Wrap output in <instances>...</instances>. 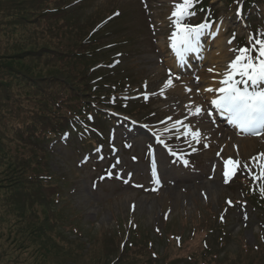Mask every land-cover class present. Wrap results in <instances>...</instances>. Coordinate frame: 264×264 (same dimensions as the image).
Listing matches in <instances>:
<instances>
[{
	"label": "rangeland",
	"instance_id": "rangeland-1",
	"mask_svg": "<svg viewBox=\"0 0 264 264\" xmlns=\"http://www.w3.org/2000/svg\"><path fill=\"white\" fill-rule=\"evenodd\" d=\"M220 1L210 2L217 24L213 27L208 23L200 36L207 47L201 53L202 61L186 74L174 64L177 61L169 59L173 58V42H181L183 36L173 13L185 0H68L71 8L57 20H35L30 6L6 20L18 24L11 28L23 34V43L0 58V110L12 111L19 118L0 128V171L8 165L31 163L34 150L30 145L34 143L46 151L44 168L51 180L41 182L39 188L44 192L29 189L38 205L33 225L27 226V221L25 227L18 222L14 226L15 219L6 216L12 215L7 207L14 202L3 200L5 194H0V232L2 226L9 229L4 238L0 235V264H108L118 258L117 240L122 236L134 245L130 246L131 255H120L123 258L117 264H264V216L249 203L242 187L243 179L251 182V173L264 175V138L240 149L229 136L261 135H242L230 128H224L228 135L211 134L209 121L216 126L225 122L213 115L207 121L209 95L199 97L204 111L197 115L183 90L187 86L200 91L204 81L220 78L207 72L220 39L231 49L228 69L240 49H258L264 41V4L248 12L253 21L247 23L239 17V9L223 7ZM5 7L6 0H0V19ZM106 10L112 15L118 11L120 17L107 27V31H114L113 37L101 36L102 32L95 36L96 47L106 44L104 51L95 55L99 59L85 65L81 58H66L102 21ZM204 16L191 5L179 18L180 26L199 27L206 24ZM213 28L222 36H216ZM116 35L130 40L120 46L122 63L116 61L112 67H118L100 70L96 76L111 84L128 79L133 87L125 86L121 94L112 96L104 87L98 89L107 96L106 111L121 118L115 117L109 125L105 146L94 152L84 150L77 135L70 145L66 135L57 144L39 140L25 144L23 134L31 125L39 127L40 116L53 106L45 100V82L58 80L49 84L50 89L71 87L66 80H77L88 65L100 63L118 50H111ZM243 39L246 44L242 42L241 47L239 40ZM3 48L0 36V50ZM50 48L53 54H47ZM31 52L35 54L26 55ZM250 54L256 56L255 51ZM213 65H218L217 61ZM106 66L110 69L111 64ZM185 77L190 80L186 85ZM4 91L11 106H5L8 98ZM128 114L145 125H132ZM18 128L26 130L19 132ZM196 132L198 142L192 138ZM159 138L160 145L156 142ZM229 159L239 161L234 174L231 165L225 167ZM225 171L230 183L225 182ZM55 189L59 190L57 195ZM46 212L53 223L44 216ZM205 235L208 252L202 246L206 242L201 243ZM8 239L14 241L12 253Z\"/></svg>",
	"mask_w": 264,
	"mask_h": 264
},
{
	"label": "trees",
	"instance_id": "trees-1",
	"mask_svg": "<svg viewBox=\"0 0 264 264\" xmlns=\"http://www.w3.org/2000/svg\"><path fill=\"white\" fill-rule=\"evenodd\" d=\"M251 1L252 0H245V8H249L251 6ZM67 2L68 0H6V7L3 9V14L5 15H3V18L0 19V36L2 38L4 47L1 49L2 52H0V58L5 56L3 54L6 52L15 50L19 44L23 43V41H21L23 34L20 31H16L14 28H11L16 27L18 24H11L10 22L6 23V20L15 17L14 14L18 15L20 10L24 11L27 6L32 8L30 14L34 15L35 20L39 19L43 22H50L52 19L57 20L60 17L67 15L66 10L64 9V6L67 5ZM53 4L54 6H52ZM22 5L23 7H20ZM22 20L23 22L28 23L26 20ZM41 32H44L43 28H41ZM85 47V44L81 46L77 45L70 51V53L65 55L66 58L68 55L70 57L81 58L85 60V65L87 64L86 61L93 62V59L83 58L85 57ZM34 54L35 52H31L26 55ZM47 54H53L51 48ZM52 59L54 60V57ZM90 67L91 65H88L87 70H84L83 73H79V78L77 80L72 78L66 80L71 87L62 86L60 88L54 87L50 89L49 84H53L58 80L54 78V80L51 82L49 80L45 82V100H48L50 106L51 104H53V106L47 108L43 115L40 116L41 125L39 127L31 125L27 133L23 134L25 144L30 145L29 142L31 140H39L41 143H47L55 137H58V135H60L64 130H69L74 119H78L80 117H82V120H86V117L90 116V118L99 122L101 118L98 110L99 103L94 100L95 108L98 111L90 107L91 103L93 102L91 99L95 97H93L92 91L89 89L92 73L91 71L89 72ZM78 84L80 85L78 86ZM29 85L30 84H27L26 86ZM58 92L59 94L57 95ZM7 94L8 93H5L4 91L3 95L8 98L5 104L6 107L12 105ZM86 106L88 108H86ZM84 110H87L88 113L83 114ZM9 112L7 110L5 112H1L0 110V128L4 127L5 129L10 123H13L19 119L18 117L14 116L12 111L10 113ZM74 128L77 129V125H75ZM17 130L20 132L26 129L18 128ZM30 148L34 150V158L31 160V163L26 161V166L19 164L8 165V169H3L0 171V194H5L2 199L7 202H14V204L10 205V207H7V210L10 209L12 215H6L8 219H15L14 226L18 222L25 227L27 221V226L35 224L36 218L38 216L36 212L38 205L36 204L37 202L32 198V193L29 191V189L33 190V188H36L42 192L43 190L39 188L41 186V182L51 180V177L48 175V171H46L44 168L46 167V151H43L40 145L34 143L30 145ZM35 162L36 164L32 165ZM20 168L22 169L21 172H19ZM58 192L59 190L57 189L53 191L55 195H57ZM14 215H16L15 218ZM44 216H46V218L49 221L51 220L50 222L53 223L50 213L46 212ZM42 221H44L43 218ZM8 230V228L6 229L4 226H2L0 232L1 237H3L4 233H6ZM122 238L118 237L117 250L119 256L124 254L123 257H128L131 255L129 252L132 251L130 246H133L134 244L131 240H124L123 236ZM14 240L22 244V241L19 239ZM8 241L12 245V247H10L12 253L14 252V241L13 239H8ZM4 243L6 244V241H4ZM119 256L118 258L113 259V261H110L108 264H117V262L123 258H119Z\"/></svg>",
	"mask_w": 264,
	"mask_h": 264
},
{
	"label": "snow or ice",
	"instance_id": "snow-or-ice-1",
	"mask_svg": "<svg viewBox=\"0 0 264 264\" xmlns=\"http://www.w3.org/2000/svg\"><path fill=\"white\" fill-rule=\"evenodd\" d=\"M192 0H185L182 8H178L176 13L178 31L183 33L181 43L185 45L183 52H197L199 51V39L203 34V30L207 29V24H201L199 27H181L179 18L184 15L189 7H191ZM176 34L174 33L173 36ZM173 48L176 47L175 41ZM240 55L235 62L230 65V71L225 74L223 80L220 81L219 97L212 100V105L227 114L229 122L238 128L242 133L247 135H261L264 134V41H261L258 49H240ZM255 51L256 56L253 57L250 53ZM178 55L182 53L178 52ZM239 76L240 79H235ZM171 84V81L168 82ZM239 85H243L240 87ZM213 91V89H206ZM201 109L197 107L195 114H200ZM211 115V113H209ZM199 132L193 134L192 138L197 140ZM264 156V154H262ZM185 165L188 164L184 160ZM231 165L233 174L239 161L233 162L231 159L225 162L227 168ZM247 167V165H245ZM155 176V171L153 172ZM229 172L225 171V182ZM158 182V181H157Z\"/></svg>",
	"mask_w": 264,
	"mask_h": 264
},
{
	"label": "bare ground",
	"instance_id": "bare-ground-1",
	"mask_svg": "<svg viewBox=\"0 0 264 264\" xmlns=\"http://www.w3.org/2000/svg\"><path fill=\"white\" fill-rule=\"evenodd\" d=\"M215 33H216V29H215ZM219 45H218V49L216 50V55L217 57H214L213 55L210 57V63L213 64V63H218V65H212L213 69H210L209 72H213L215 71L217 74H221L220 72H226V67H227V59L229 58V49L227 48L226 43L224 42V40L220 39L219 41ZM200 45H198L199 47ZM202 47L200 46L199 48V51L197 52H201V49ZM197 52H193V54L191 56H188V57H184L183 59L184 60H188V67H190V63L192 61H195L193 58L196 56ZM200 56V55H199ZM197 58V57H196ZM197 60V59H196ZM218 71V72H217ZM159 74V73H158ZM214 75V74H213ZM221 77H224L223 75H220ZM220 80H216V81H209L208 82V85L206 87H204V89H202V92L205 93V95H208L210 92L214 95L210 96L211 100H214V99H217L216 98V95L217 94V91L219 90V88L221 87L220 85ZM213 89V91H207L206 89ZM186 94L188 95V101L192 104L193 108L196 109L197 107H200L201 106V102L198 101V97L196 95L197 91H194V90H186ZM222 114L225 115V113L222 112ZM226 125H229V123H227ZM235 131L239 132L236 129H234ZM210 131H211V134H217V135H220V134H224L223 133V128H217L216 126H213L210 128ZM264 137V135H262ZM228 139H230L231 141H236V144L234 145L235 148H244L246 146H248V144L250 143H256L258 142V140H254L255 138L253 139H250V138H241L240 136H237V138H234L232 136H229Z\"/></svg>",
	"mask_w": 264,
	"mask_h": 264
}]
</instances>
